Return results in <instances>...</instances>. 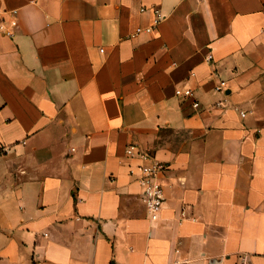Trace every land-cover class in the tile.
Masks as SVG:
<instances>
[{"label":"crops","instance_id":"crops-1","mask_svg":"<svg viewBox=\"0 0 264 264\" xmlns=\"http://www.w3.org/2000/svg\"><path fill=\"white\" fill-rule=\"evenodd\" d=\"M0 137V264H264V0H0Z\"/></svg>","mask_w":264,"mask_h":264},{"label":"built area","instance_id":"built-area-1","mask_svg":"<svg viewBox=\"0 0 264 264\" xmlns=\"http://www.w3.org/2000/svg\"><path fill=\"white\" fill-rule=\"evenodd\" d=\"M35 2L36 0H31ZM156 15L151 24L146 26H138L135 28L133 36H136L141 33L150 34L153 32L155 27L165 18V15L160 13L158 10L155 11ZM5 35L13 37L15 31L13 29H4ZM104 51V49H101ZM213 54L208 53L207 60L211 63L213 62ZM217 75V73H216ZM218 76V75H217ZM227 82L224 79H220L219 82L215 85L216 91L224 90ZM177 96L180 97H194V91L192 88H177ZM193 105L199 107V101H194ZM242 115H245L242 112ZM12 146L5 143L0 137V157L9 153ZM126 155L130 159H137L140 161L137 172L135 169H131V173H134L138 177V181L142 185L141 199L146 204L149 217L152 221H157L161 216L165 195L164 187L161 181V176L166 170L167 166L165 163L158 161L153 155L150 149H145L140 147L138 144H130L126 149ZM184 215V211L182 212Z\"/></svg>","mask_w":264,"mask_h":264}]
</instances>
